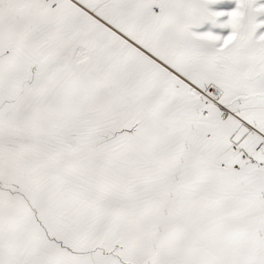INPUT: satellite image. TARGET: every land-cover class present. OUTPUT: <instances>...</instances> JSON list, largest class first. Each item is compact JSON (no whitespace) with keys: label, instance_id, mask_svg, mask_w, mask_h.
<instances>
[{"label":"crops","instance_id":"obj_1","mask_svg":"<svg viewBox=\"0 0 264 264\" xmlns=\"http://www.w3.org/2000/svg\"><path fill=\"white\" fill-rule=\"evenodd\" d=\"M74 1L52 10L40 0H0V26L20 25L21 11L32 21L44 7L45 61L55 63L54 72L77 66L83 77L115 83L122 91L153 77L157 94L146 110L135 109L136 94L106 106L110 118L120 111L115 106L131 107L119 136L137 143L128 145L126 178H118V163L116 179L107 176L103 184L114 187V193L106 191L115 203L111 225L108 216L102 226L97 221L105 211L88 200L84 181L77 180L82 188L61 185L66 199L74 200L62 216L67 222L73 216L70 229L54 221L21 171L20 158L0 174V264H21L25 257L26 264H264V150L257 151L264 137V33L259 30L250 40L252 49H237L244 20L237 0H161L159 13L156 0ZM230 55L238 62L229 77ZM216 62L226 75L221 80ZM188 83L218 87L222 103L244 123L221 119L214 105L203 118L204 101L191 96ZM139 116L143 123L162 125L150 132L137 124ZM6 121L0 144L20 140L26 120L13 115ZM151 135L167 141L157 146ZM144 142L161 154L151 173ZM234 144L241 147L238 152ZM244 156L259 162H244ZM91 215L92 241L78 245L79 226Z\"/></svg>","mask_w":264,"mask_h":264},{"label":"rangeland","instance_id":"obj_2","mask_svg":"<svg viewBox=\"0 0 264 264\" xmlns=\"http://www.w3.org/2000/svg\"><path fill=\"white\" fill-rule=\"evenodd\" d=\"M237 4L244 15L243 24L239 28L242 43L237 49L248 51L252 49L250 40L258 31L264 33V0H237ZM44 9L42 7L37 18L32 21L29 20V13L21 11V18L24 20L20 25L0 26V114L4 115L5 120L0 122V129L2 124L5 126L10 124L6 120L12 119L13 115L14 118L26 120L20 123V140L11 139L15 141L0 144V174L15 166L14 161L20 158L21 171L28 176L31 187L46 201L54 221L68 225L70 229L76 223L72 221L73 216L68 222L62 217L66 210H71L74 201L72 198L66 199V195L60 191L63 185L66 190L83 187L85 192L91 195L87 196L88 200H96L94 203L96 211L98 209L105 211L97 221L99 220L102 226L105 217L108 216L111 225L114 223L112 220L115 203L114 198L106 191L114 193L111 190L114 187L111 186L110 189L103 184L108 183L107 176L116 179L113 168L119 164L122 166L119 167L117 175L122 180L125 175L124 165L128 163L125 157L130 156L128 145L137 146V143L134 139L119 136V133H122L120 131L127 129L125 120L130 114L131 107L115 106L114 108H120V111L115 117L110 118L106 106L113 100L122 101L136 94L134 99L139 107L135 109L138 111L141 108L144 110L150 108L146 103L150 96L155 97L157 94V90L151 88L156 79L153 77L149 81L143 79L135 88L122 91L115 87V83L112 85L96 79L91 80V76L89 79L83 77V72L77 66L69 73L54 72L55 63L51 65V61H45ZM250 61L251 59H248L247 63ZM236 62L238 58L230 55L227 69L229 77ZM214 69L217 80L226 76L218 62L214 63ZM156 87L157 84L154 85V88ZM139 117L137 124L139 126L143 124L150 132L159 130L162 125L156 120L143 123L142 116ZM149 137L157 146H163L167 141L163 136ZM144 144L145 160L150 163L151 173L156 168L157 159L161 154L149 143ZM74 158H79L83 164H76ZM125 178L123 177V180ZM77 180L84 181L85 185L81 187ZM109 183H112V180ZM150 191L153 193L151 189ZM141 209L145 210L144 207ZM95 215L97 214L93 216ZM92 221L91 215L79 226L80 231L77 234L81 235V240L78 245L90 243V235L95 231L89 226ZM148 223L157 225L155 221ZM165 243L172 245L167 239ZM82 250L84 249H79ZM88 254L89 252H85L80 255L86 257ZM25 262L26 257L21 264H26ZM101 264H109V261L102 260Z\"/></svg>","mask_w":264,"mask_h":264},{"label":"built area","instance_id":"obj_3","mask_svg":"<svg viewBox=\"0 0 264 264\" xmlns=\"http://www.w3.org/2000/svg\"><path fill=\"white\" fill-rule=\"evenodd\" d=\"M42 4L45 6L49 7L52 10L57 9L64 1H69L74 3V0H40ZM160 3L161 0H156V6L154 8L156 13H159L160 11ZM189 85V91L191 96L194 99H202L204 101V106L206 107V110L202 113L203 118H208L210 113L208 108L212 105L217 106L220 109L221 112V119L225 120L228 117H235L237 118L240 122L244 123L243 120L235 113L229 111L226 106L222 103V97H223V92L216 86H210L206 89L200 88L199 86L188 83ZM240 146L237 144H234L232 146V150L234 152H238L240 150ZM264 150V137L261 138V141L257 145V151H263ZM243 161L247 162L249 161L252 164H257L259 161L255 158H250L248 156L243 157ZM222 168H227L226 164L222 165ZM235 170H238V166L233 167Z\"/></svg>","mask_w":264,"mask_h":264}]
</instances>
